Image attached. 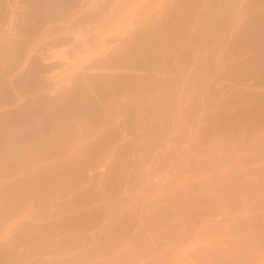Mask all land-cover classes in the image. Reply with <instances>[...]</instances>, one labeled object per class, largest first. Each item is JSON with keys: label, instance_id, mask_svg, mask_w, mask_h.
<instances>
[{"label": "rangeland", "instance_id": "1", "mask_svg": "<svg viewBox=\"0 0 264 264\" xmlns=\"http://www.w3.org/2000/svg\"><path fill=\"white\" fill-rule=\"evenodd\" d=\"M0 264H264V0H0Z\"/></svg>", "mask_w": 264, "mask_h": 264}]
</instances>
